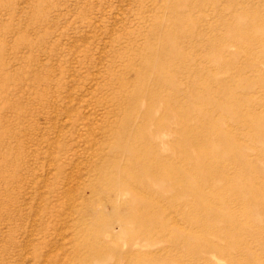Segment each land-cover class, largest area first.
<instances>
[{
	"label": "rangeland",
	"instance_id": "obj_1",
	"mask_svg": "<svg viewBox=\"0 0 264 264\" xmlns=\"http://www.w3.org/2000/svg\"><path fill=\"white\" fill-rule=\"evenodd\" d=\"M153 62L165 69L159 76L169 77L152 76L147 85H176L177 104L195 106V119L205 116L222 133L229 154L211 171L230 164L224 170L229 180L209 187L225 200L219 204L211 196L213 203L206 196L235 225L194 208L198 214L188 209L186 217L178 208L170 214L175 226L160 236L158 259L149 256L146 264H264V0H0V264H47V254L67 252L71 233L61 224L48 229L50 245L38 238L41 221H50L44 208L64 199L63 185L53 177L58 161H52L68 150L63 174L75 194L67 176L78 162L83 177L93 154L86 141L109 144L99 131L76 138L68 122L106 125L110 100L133 90L135 82L143 85L137 77ZM103 150H96L97 157ZM51 187L59 191L49 194ZM193 216L208 217L214 227ZM192 232L190 246L170 240ZM205 242L219 248L203 261Z\"/></svg>",
	"mask_w": 264,
	"mask_h": 264
},
{
	"label": "bare ground",
	"instance_id": "obj_2",
	"mask_svg": "<svg viewBox=\"0 0 264 264\" xmlns=\"http://www.w3.org/2000/svg\"><path fill=\"white\" fill-rule=\"evenodd\" d=\"M146 54L148 55L149 52ZM143 59L142 61L145 62L146 56ZM156 63L153 62L154 66H149L147 73L142 71L138 75V81L140 80L145 85H138L135 82L136 85L132 86L134 87L133 90L131 89L130 92L127 90L128 93H123L122 97L117 93L119 97L115 95L116 99L110 100L109 105L112 104L110 106L112 108L107 105L109 110L107 109L108 112L106 111V113L109 114L107 115L110 120H108L109 122L106 121V125L90 129L84 123H80L78 119L67 120L69 126L76 131V138L85 137V135H89L88 132L99 131L106 134L109 144L105 147L95 139H91L92 143L90 140L86 141L85 144L93 145V154L91 159L86 162L83 177L80 175L78 162L71 165L72 170L67 176L69 180L75 181V194L69 193L72 188H69V181H66V176L63 174L66 165L70 164L66 156L68 150L66 149L63 153L58 151L55 159L51 160L53 163L55 160L58 161L57 164L51 163V165L53 164L55 170L53 177L60 181V185H63V187L61 186L63 192L60 191L59 194L61 193L64 199H60L59 202L57 200V207L52 206L47 210L44 208L42 216L47 217L45 219H50V221L45 223V221L40 220L43 230H41V235L39 234L38 238L44 247L50 245L52 241L48 238V229L54 223L63 225L65 230H70L71 236L68 243H65L66 247L62 244L67 252L61 253L64 254L61 257L57 255L49 257L46 253L47 255H44L45 263L146 264L149 256L158 259L160 236L175 226L176 220L170 215L171 212L180 208L182 215L186 213L185 216L190 217L191 212H188V209L192 211L194 208L198 210L196 212L218 214L220 208L211 205L213 202L211 196L215 200L214 202H220L219 204H223L225 199L223 200V195L219 194L217 189L215 191V188L211 189L209 185L216 186L221 181L229 180V177L224 175V170L229 169L230 164L224 165L221 171L215 170L214 173L211 171L214 164L224 160H220V156L226 157L229 154L225 148V141L222 140V133L216 129L215 123L206 119L205 116L196 120L193 115L195 106L177 104L176 85H152L153 82H150L151 85H147L152 76L161 78L165 75L159 76L165 69L155 66ZM206 66L209 65L206 64ZM141 70L140 68L139 71ZM168 71L170 72V70ZM168 77L169 75L167 78L165 76L163 78L168 79ZM159 80L158 83H161ZM169 80L171 81L170 78ZM141 82L139 83L141 84ZM162 83L164 84V82ZM123 86L121 85V87ZM128 87L126 88L128 89ZM122 91L120 88L118 92L121 94ZM186 91L188 93V90ZM190 94L192 93L189 92L188 96ZM193 123L199 125L200 129L197 132L199 141L195 140L196 132H194ZM59 148L63 151L62 146ZM104 148H106L105 155L97 157L96 150L100 149L101 154H104ZM63 154H65L64 159L60 156ZM77 154L78 152H75L72 156L77 157ZM101 159L102 163L98 165ZM262 163L264 164V159ZM62 174L65 176V180L61 179ZM240 174L236 173L234 177L240 178ZM57 188L51 187L48 190L49 194L57 193L59 191ZM234 190L245 194L240 189ZM206 195H210V198ZM207 198L211 202L209 200L208 202ZM192 212L198 214L195 210ZM225 213L226 211L224 215L220 216L222 213L218 215L220 218L222 217L224 222L225 220L226 223L229 222V225H235L232 215ZM196 216L200 217L199 215ZM198 217H194L193 221L200 222L203 227H214L213 223L209 222L208 217L205 219H198ZM170 224L172 225L170 226ZM59 236H62L61 238L65 242L67 236L64 238L62 233ZM192 236L193 232L187 237L170 240H173V244L181 241L190 246L191 242L194 241H191ZM55 242L53 241V243ZM205 245V250L202 249L203 251L200 252L203 261L204 258L209 260L214 256L211 254L212 249L219 248L218 244H213V242H205ZM148 247H154L151 254L147 250ZM197 258L199 259V256Z\"/></svg>",
	"mask_w": 264,
	"mask_h": 264
}]
</instances>
